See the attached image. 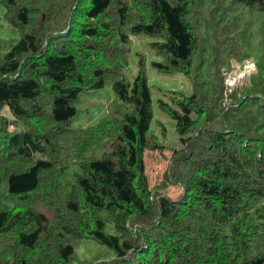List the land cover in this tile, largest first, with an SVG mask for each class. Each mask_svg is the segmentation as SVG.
Listing matches in <instances>:
<instances>
[{
  "label": "trees",
  "instance_id": "obj_1",
  "mask_svg": "<svg viewBox=\"0 0 264 264\" xmlns=\"http://www.w3.org/2000/svg\"><path fill=\"white\" fill-rule=\"evenodd\" d=\"M194 1L0 0L18 32L0 60V186L13 203L0 208V264H264V62L226 94L225 73L248 54L194 63ZM235 1L264 12V0ZM136 34L157 39L159 72L190 85L157 100L179 145L152 187L144 152L164 147L149 134L142 59L121 76ZM111 77V115L69 128L80 93ZM76 239L112 257L82 259Z\"/></svg>",
  "mask_w": 264,
  "mask_h": 264
},
{
  "label": "rangeland",
  "instance_id": "obj_2",
  "mask_svg": "<svg viewBox=\"0 0 264 264\" xmlns=\"http://www.w3.org/2000/svg\"><path fill=\"white\" fill-rule=\"evenodd\" d=\"M4 10V6L0 4V60L18 39L17 29L7 22ZM188 20L194 24L195 31L202 39L194 63L202 59L206 65L213 61V64H222L226 67L228 62L236 56L248 54L246 55L248 58L235 59L239 60L237 61L239 64H243L246 60H251L254 64V70L244 75L237 83L241 85L255 71V66L264 62V52L260 53L261 50H259L264 38V12L235 0H195L192 3ZM155 40H157L155 37L145 34L131 36L127 45L126 64L121 74L126 81H132L138 70L139 61L142 59L152 97L153 117L149 134L153 136L157 144L164 147L162 153L156 150H145L144 152L143 159L149 187L154 186L160 180L162 172L169 163L170 150L179 145L174 121L159 107L157 100H167L171 90L185 94L190 90V85L184 75L181 73L163 74L151 64L153 61L164 62L165 60L163 54L157 53L151 47L150 43ZM114 78H109L98 89L84 90L80 93L75 103L77 113L67 125L69 128L95 125L104 117L111 115L113 107L119 104L117 95L111 86ZM25 128L22 123H17L14 127L15 130ZM104 150L103 146L97 147L95 156H99ZM38 157L39 155L36 154L34 158ZM72 170L73 166L69 168V173ZM68 176L66 175V178ZM5 187V183L0 186V208L10 207L13 204L7 196ZM165 192L170 198H176L181 190L177 186H168ZM40 210L44 209L40 208ZM72 244L79 257L85 260L112 257L108 248L91 239H76L72 241Z\"/></svg>",
  "mask_w": 264,
  "mask_h": 264
},
{
  "label": "built area",
  "instance_id": "obj_3",
  "mask_svg": "<svg viewBox=\"0 0 264 264\" xmlns=\"http://www.w3.org/2000/svg\"><path fill=\"white\" fill-rule=\"evenodd\" d=\"M253 70V62L251 60H246L243 64H236L233 68L227 71L223 80L226 94L230 93L235 88L236 84L240 82V79L243 78L244 75H248V73Z\"/></svg>",
  "mask_w": 264,
  "mask_h": 264
},
{
  "label": "clouds",
  "instance_id": "obj_4",
  "mask_svg": "<svg viewBox=\"0 0 264 264\" xmlns=\"http://www.w3.org/2000/svg\"><path fill=\"white\" fill-rule=\"evenodd\" d=\"M239 64V63H238Z\"/></svg>",
  "mask_w": 264,
  "mask_h": 264
}]
</instances>
